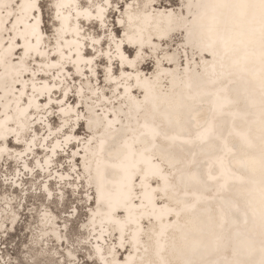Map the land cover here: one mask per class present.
Segmentation results:
<instances>
[{"label":"bare ground","instance_id":"bare-ground-1","mask_svg":"<svg viewBox=\"0 0 264 264\" xmlns=\"http://www.w3.org/2000/svg\"><path fill=\"white\" fill-rule=\"evenodd\" d=\"M44 1L54 20L51 46L40 0H0V159L15 164L2 186L23 192L24 179L37 175L43 204L52 201L49 184L57 197L65 186L83 195L81 244L93 264H264V0H176L177 35L192 57L182 47L180 64L159 60L154 71L133 61L154 42L168 43L171 10L135 15L126 2L124 18L113 21L116 37L107 24L117 7L111 0ZM81 24H95L98 34ZM95 57L105 62L113 99L90 86L87 95L113 109L91 108L85 120L77 82L94 74ZM69 69L72 96L63 82ZM81 118L90 130L99 126L94 142L78 132ZM60 152L66 169L54 158ZM38 218L52 225L46 210ZM68 246V262L78 264Z\"/></svg>","mask_w":264,"mask_h":264},{"label":"rangeland","instance_id":"rangeland-1","mask_svg":"<svg viewBox=\"0 0 264 264\" xmlns=\"http://www.w3.org/2000/svg\"><path fill=\"white\" fill-rule=\"evenodd\" d=\"M80 5H84V0H78ZM114 6L113 11L109 14L107 18V24L110 25L112 28L113 34L118 37L119 29L113 25V21L115 18L120 16V18H124V5L126 2L133 1V11L132 13L135 15H139L140 13L147 11L148 9L153 10L152 14L155 17L162 15L164 10H171V13L174 17H172V28L169 34H165V37H169L168 43H160L154 42L152 45L155 49L152 51H148L145 49L142 54L135 57L133 65L137 67V69L143 70H151L154 71L156 65L158 64L159 60L169 62L170 64L181 63L182 59L180 58V50L184 48L187 52L189 58L192 57V51L189 50V46L185 45L181 42V36L177 35L178 32V25L180 20L183 18L181 10V6H178V2L176 0H111ZM40 11H41V26L44 31V38H46V44L51 46L55 41L54 37V23L51 18V7L48 2L44 0H40ZM123 12L119 14V12ZM188 16V15H187ZM179 18V21L176 22L175 19ZM175 20V21H174ZM83 30H88L91 34L97 35L98 30L95 24H91L90 26H83L81 24ZM151 39H154V35H151ZM101 49H104L105 46V38L101 37ZM183 47V48H182ZM83 53L89 54V51L86 50V46H84ZM90 50V49H89ZM133 50L125 47V53L127 56H133ZM96 65L93 66L94 74H89L87 77L89 78L88 81H81L77 82L80 83L82 87V94L84 97L82 98V104L80 106L84 107L82 111V115L84 119L87 120L88 116H90L91 108L95 110L97 114H101V112H97L96 109L102 108L103 110L109 109L111 112L113 106L110 108H106L105 106H94L93 102H96L95 99H91V96H88V92L92 87L98 89V92L103 94L107 99L112 101V94L111 88L107 84L104 78V71L105 69V62L100 58L95 57ZM30 69L33 68V65L29 66L28 62L26 64ZM113 72H117V64L114 63ZM69 76L63 77V82L65 85L68 86V95L72 96L75 90L73 81L71 78V71L70 69L67 70ZM90 76H96V79L91 83ZM85 79V78H83ZM84 83V84H83ZM94 83V84H93ZM91 88H90V87ZM62 87V85H61ZM89 87V88H88ZM162 87H165V84H162ZM136 97H139V93H135ZM73 99V98H72ZM72 101V100H71ZM103 102H99L98 104H102ZM119 105V104H118ZM79 106V107H80ZM118 106H115L117 108ZM90 108V109H87ZM96 108V109H95ZM81 111V109H79ZM57 118H50V125L56 126ZM79 130L78 132L85 135L91 133L93 137V141L98 137L94 131L99 129L97 126L94 129H88L87 126L84 127L82 123L85 122L81 118L79 121ZM31 130V129H30ZM29 131V130H28ZM35 133H39L35 140L41 137V132L39 128L35 129ZM120 134V133H119ZM116 134V135H119ZM84 136V135H83ZM9 138V137H8ZM8 146L12 149L15 147L11 144V139H8ZM27 136H24V139L21 141H26ZM118 138V137H116ZM110 140H113V136H111ZM111 144L107 145V148ZM42 147V146H41ZM39 146L35 148L37 150ZM6 155V154H4ZM66 155V152L63 154L60 152L58 155L54 156L56 159L59 160L58 165H62L65 169L67 168L66 164L64 163L63 156ZM41 157V155H39ZM5 161L0 159V178L2 179L3 175L6 177H10V174L14 170L15 164L11 162L10 157H5ZM62 161V164H61ZM30 163V161H28ZM2 175V176H1ZM41 183V178L37 175L32 180H25L22 182V187L24 188L23 192L16 190L14 187L9 188V186L3 185L0 182V264H73L68 262V257L66 256L65 247L68 246L67 242L61 246V243L66 241H70L68 247L75 248L77 250L76 257H78L76 263L78 264H93L92 262H88V250L86 248H82L81 241L84 237V227L82 223L86 220V210L87 207H83L85 205V201L81 200L83 195L81 194H73L71 193L67 186L62 187V194L57 197L55 187L53 184H49L50 191L52 193V201H49L43 204L42 194L39 191ZM15 189V190H14ZM7 206V207H6ZM9 207V208H8ZM75 207L76 209V216H70V210ZM8 208V209H6ZM12 210V213L10 212ZM46 210L49 215L51 216V223L48 224L45 228L40 226L38 215L41 211ZM14 211V212H13ZM13 213L17 214L16 221L17 223H11V217H13ZM64 215V216H63ZM69 217V221L64 222L67 216ZM7 229H5V227ZM146 226V224H144ZM56 228V233L60 234L61 242H59L54 236L52 235L51 228ZM50 228V229H49ZM44 230V231H43ZM43 231V232H42ZM37 232V233H36ZM39 233H42V237L47 238L48 245L41 248L40 242L37 240V236ZM52 237H51V236ZM113 243V241H111ZM122 253L118 254V258H120ZM38 257L37 261L32 262L33 257ZM40 256V257H39ZM169 264H174V261H170Z\"/></svg>","mask_w":264,"mask_h":264},{"label":"water","instance_id":"water-1","mask_svg":"<svg viewBox=\"0 0 264 264\" xmlns=\"http://www.w3.org/2000/svg\"><path fill=\"white\" fill-rule=\"evenodd\" d=\"M206 54V53H205ZM40 257V256H39ZM37 259H38V257H33V260H32V262H35V261H37Z\"/></svg>","mask_w":264,"mask_h":264}]
</instances>
